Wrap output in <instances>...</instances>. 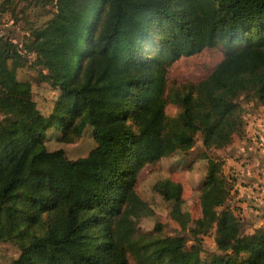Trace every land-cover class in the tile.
<instances>
[{
  "label": "trees",
  "instance_id": "1",
  "mask_svg": "<svg viewBox=\"0 0 264 264\" xmlns=\"http://www.w3.org/2000/svg\"><path fill=\"white\" fill-rule=\"evenodd\" d=\"M71 1L51 0L53 14L28 27L26 46L0 34V240L21 248L11 264H264V226L242 230L218 158L207 161L208 212L191 230L196 238L214 225L215 262L200 255L198 240L187 248L158 236L130 263L112 224L125 206L138 205L135 185L146 164L187 151L198 132L205 148L245 136L238 96L264 105V0H101L73 71L54 82L60 93L45 116L16 68L22 49L43 42L47 25L71 17ZM219 43L224 55L204 78L169 84L173 61ZM167 101L179 106L176 115L166 113ZM51 125L65 141L89 125L94 145L76 158L50 150ZM170 213L184 228L180 207Z\"/></svg>",
  "mask_w": 264,
  "mask_h": 264
},
{
  "label": "rangeland",
  "instance_id": "2",
  "mask_svg": "<svg viewBox=\"0 0 264 264\" xmlns=\"http://www.w3.org/2000/svg\"><path fill=\"white\" fill-rule=\"evenodd\" d=\"M100 2L101 0H72V15L69 19H60L47 25L40 45L29 51L22 49L25 61L16 68V76L30 82L31 96L45 116L51 113L60 93L58 85L54 82L73 71L84 47L87 26ZM53 12L54 5L51 0H43L38 4L32 3V0H12L9 5L0 0V34L9 35L19 47L23 44L26 46L29 42L28 27L43 26ZM223 55L224 46L219 43L213 47H205L197 53L180 56L168 68L169 84L204 78ZM237 100L244 108V122L249 119L246 113L249 108L264 109V105L244 93L240 94ZM165 111L174 116L179 111V106L167 101ZM238 135L234 134L239 137ZM44 142L50 150L62 148L68 158L85 155L94 145L89 125H86L81 135L73 141L62 140L59 129L51 125L45 130ZM230 144L231 142L222 148H205L198 132L193 146L187 151L163 156L155 163L146 164L141 168L135 185L139 195L138 205L125 206L122 212L112 219L114 240L119 247H128L130 263H134L136 257L146 254L147 243L158 236L183 240L187 248L198 240L200 255L207 261H216L217 235L214 225L205 227L204 232L198 233L196 238L191 230L196 228L198 218L208 212L203 202L205 190L210 186L205 177L208 158L222 160V172L231 178V165L223 158ZM165 178L169 179L168 184L155 186ZM175 205L186 214L184 228L180 221L171 216V207ZM236 214L241 220L239 212ZM242 230L251 231L244 227ZM20 250L19 243L0 240V264H11Z\"/></svg>",
  "mask_w": 264,
  "mask_h": 264
},
{
  "label": "crops",
  "instance_id": "3",
  "mask_svg": "<svg viewBox=\"0 0 264 264\" xmlns=\"http://www.w3.org/2000/svg\"><path fill=\"white\" fill-rule=\"evenodd\" d=\"M245 136L233 135L223 158L231 165L229 205L246 230L264 226V109L249 108Z\"/></svg>",
  "mask_w": 264,
  "mask_h": 264
}]
</instances>
